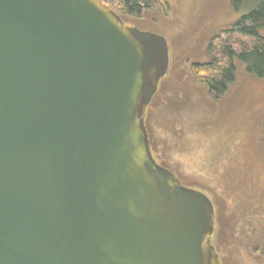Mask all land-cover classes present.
<instances>
[{"label":"water","instance_id":"1","mask_svg":"<svg viewBox=\"0 0 264 264\" xmlns=\"http://www.w3.org/2000/svg\"><path fill=\"white\" fill-rule=\"evenodd\" d=\"M169 64L105 0H0V264H222L213 202L151 150Z\"/></svg>","mask_w":264,"mask_h":264},{"label":"rangeland","instance_id":"2","mask_svg":"<svg viewBox=\"0 0 264 264\" xmlns=\"http://www.w3.org/2000/svg\"><path fill=\"white\" fill-rule=\"evenodd\" d=\"M262 0H167L128 24L163 35L170 64L146 115L155 159L183 185L213 202L212 242L222 264H264V76L233 59L235 75L216 96L195 64L217 57L226 46L238 54L251 37L233 24ZM264 35V27L261 29ZM246 45V46H247Z\"/></svg>","mask_w":264,"mask_h":264},{"label":"trees","instance_id":"3","mask_svg":"<svg viewBox=\"0 0 264 264\" xmlns=\"http://www.w3.org/2000/svg\"><path fill=\"white\" fill-rule=\"evenodd\" d=\"M123 18V15L141 16L145 10L151 9L161 3L167 5V0H105ZM236 7L245 0H231ZM264 27V0L257 8L243 15L233 24V30L252 38L250 45L242 44L237 54L232 46H226L227 59L224 64L217 57L207 63L195 64L199 73H208L206 81L210 90L220 96L226 92L229 82L235 75L234 58L246 64V69L252 74L264 76V35L261 29ZM247 45V46H246ZM161 82V81H160Z\"/></svg>","mask_w":264,"mask_h":264},{"label":"flooded vegetation","instance_id":"4","mask_svg":"<svg viewBox=\"0 0 264 264\" xmlns=\"http://www.w3.org/2000/svg\"><path fill=\"white\" fill-rule=\"evenodd\" d=\"M116 11V10H115ZM117 12V11H116ZM118 13V12H117ZM119 14V13H118ZM120 15V14H119ZM121 16V15H120ZM122 17V16H121ZM122 19L126 22V20L122 17ZM215 236V235H214Z\"/></svg>","mask_w":264,"mask_h":264}]
</instances>
